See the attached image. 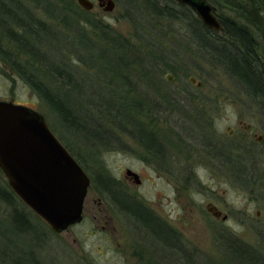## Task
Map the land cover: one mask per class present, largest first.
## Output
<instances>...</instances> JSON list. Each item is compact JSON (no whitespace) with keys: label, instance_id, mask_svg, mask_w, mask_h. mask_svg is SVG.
I'll use <instances>...</instances> for the list:
<instances>
[{"label":"rangeland","instance_id":"rangeland-1","mask_svg":"<svg viewBox=\"0 0 264 264\" xmlns=\"http://www.w3.org/2000/svg\"><path fill=\"white\" fill-rule=\"evenodd\" d=\"M91 1L94 9L79 20L78 39L65 29L62 20L57 22L44 13L48 11L44 8H64L71 16L69 22L78 20L67 9L70 6L76 14L83 10L76 0H24L31 12L54 24L53 30L59 28L70 34L69 40L75 44L80 40L84 44L72 51L58 50L57 44L51 48V53L57 52V59L72 69L71 85L75 87L71 100L74 94L72 104L83 129L63 124L0 57V100L32 108L44 116L48 127L90 178L82 222L57 234L44 229L40 220L11 193L0 171V193L11 198L10 203L0 196V241L7 238L13 246L29 249L41 264H138V252L147 261L154 260V264H236L223 243L233 241L264 250L260 184L257 178L230 172L229 161L220 151L229 143H245L240 123L251 126V143L255 142L253 134L263 135L260 113L213 61L194 55L196 49L189 42L185 22L158 21L145 9L126 4L125 0H114L115 9L106 13L97 0ZM173 4L180 9L181 3ZM209 4L216 17L235 15ZM138 34L146 38L142 43ZM155 48L167 54L170 65L178 61L186 67L188 77L200 82L199 90L182 76L181 70L170 73L172 81L166 80L163 66H155L148 55L152 49L155 53ZM65 80L62 75L48 79L59 89L71 87ZM187 88L200 100L185 101L176 107L173 97L182 96ZM107 97L123 108L119 104L112 108L110 102L108 106L102 101ZM59 98L66 102L64 94ZM171 109L178 115H171ZM123 111L126 116L122 121ZM155 113L162 124L156 122L154 129L161 126L157 132H162L163 143H167L163 149L166 167L161 172L156 170V157L146 153L139 140L131 138V129L146 131V126L137 120L157 118ZM230 132L234 136L229 138ZM261 148L256 147L258 152L264 150ZM255 158L259 170L264 171V160ZM127 169L141 176L140 186L125 177ZM103 182L112 191L129 200L136 197L144 207H150L175 230L178 239L170 238V245H159L140 221L118 207L102 187ZM207 202L217 207L226 221L210 215L205 208ZM20 215H25L27 224ZM175 241L179 243L175 245Z\"/></svg>","mask_w":264,"mask_h":264},{"label":"trees","instance_id":"trees-1","mask_svg":"<svg viewBox=\"0 0 264 264\" xmlns=\"http://www.w3.org/2000/svg\"><path fill=\"white\" fill-rule=\"evenodd\" d=\"M174 1L176 0H125V3L145 9L153 19L156 18L158 21L168 19L170 21L179 20L185 22L188 27L189 42L196 49L194 55L207 60V62L213 61L214 63L212 64L216 65L219 70L223 71L224 75L232 79L234 84L248 98L252 106L260 113L259 115H261L264 122V0H204L215 7L224 8L235 14L232 18H226L223 15L222 17L217 16V19L222 24L220 34H218L219 32L214 33L208 28L206 29L186 5L179 4L180 9L173 7ZM24 4V0H0V57L5 65H9L15 74L29 85L32 92L42 100L51 113L61 120L63 124L72 128L75 126L83 129L84 125L81 126L79 124V115L75 110L74 104H72L75 98L74 94V98L71 100L72 89L75 87L73 84L71 85L73 81L72 69L70 71L62 59H57L58 53H51V48L57 44L55 48L58 50L60 48H69L72 51L84 46L81 40L77 41L78 44H75L74 41L69 40L68 36L72 32L73 36L75 35L79 39V20L85 19H82L83 15L89 12L79 10L76 14L75 10L68 6V12L77 15L78 19H72V22H69L68 17L71 19V16L67 15L64 8H57L56 10L44 8V10H48L47 12L44 11V13L49 18L53 16V19H56L57 22L62 20L61 24L70 32L67 35L66 32L64 33L59 28L53 30L54 24L52 22L40 19L34 11L31 12ZM38 8L41 7L38 6ZM152 26L154 25L152 24ZM137 37H139L141 43L146 39L141 34H138ZM155 49V53H153V49L148 53L151 63L154 62L155 66L162 65V70L167 74L177 73L181 70L183 71L182 76L189 81V78L186 77L190 76V72L187 71L186 67L178 64V61H174V64L170 65L167 54L157 48ZM60 75L65 76V81L71 87L59 89L53 82L48 81L51 76L57 78ZM158 76L160 77V74ZM156 81L159 82L158 80ZM190 90L191 88H187L182 96L176 95L173 97L176 107L177 105L179 107L185 101L200 100ZM60 92L64 94L66 102L60 100ZM102 101L104 103L110 102L112 108L119 104L111 97L109 99L108 97L106 99L103 98ZM107 105L109 106L108 103ZM120 106L122 109L123 105L119 104L118 107ZM170 111H172L171 115H178L176 110L171 109ZM125 116L124 113L121 118L122 121ZM224 146L226 148L220 151L223 152V157L229 161L227 169L239 177L242 176L244 178V175H247L254 177V179L257 178L256 181L260 184L259 188L262 192L261 200L264 202V171L259 170L257 162H254L256 156L264 160V150L258 152L256 149V147L264 149V142L259 144L251 143L246 139L244 144L229 143ZM102 187L106 189L108 194L110 193L111 198L116 201L118 207L134 217L136 221H140L152 238L158 240V243L160 242L163 246L170 245V238H177L175 232L168 234L160 222L145 220L142 217L141 208L131 198L129 200L120 192L112 191L113 188L105 182H103ZM0 196L3 199H9L11 203V198L7 194L0 193ZM128 204H130V207H127ZM13 214L18 213L14 211ZM32 215L34 214L32 213ZM20 216L27 224L28 219L25 215ZM40 223L44 226V229L46 227L49 229L41 221ZM49 231L51 232L50 229ZM3 236L6 237L7 234L4 232ZM262 239L264 248V236H262ZM177 243L179 241H175V245ZM225 245L227 252L236 264H264V250L252 249L233 241L228 242V245L223 243L222 246ZM0 264L41 263L37 255H33L29 249H25L21 245L13 246L7 241V238H4V240L0 241Z\"/></svg>","mask_w":264,"mask_h":264},{"label":"water","instance_id":"water-1","mask_svg":"<svg viewBox=\"0 0 264 264\" xmlns=\"http://www.w3.org/2000/svg\"><path fill=\"white\" fill-rule=\"evenodd\" d=\"M186 5L203 26L214 33L222 30L213 8L204 0H176ZM84 11L94 9L91 0H76ZM104 12L115 9L114 0H97ZM189 82L201 85L194 77ZM165 79L172 81L170 74ZM250 125H247L248 127ZM231 133V132H230ZM0 171L8 182L11 193L23 203L52 233H61L82 222V208L90 178L74 159L67 147L32 108L0 100ZM125 177H138L126 171ZM138 183V182H137ZM206 211L215 219L227 217L211 204Z\"/></svg>","mask_w":264,"mask_h":264},{"label":"flooded vegetation","instance_id":"flooded-vegetation-1","mask_svg":"<svg viewBox=\"0 0 264 264\" xmlns=\"http://www.w3.org/2000/svg\"><path fill=\"white\" fill-rule=\"evenodd\" d=\"M191 85L193 87H195L197 90H199V88H197L195 85H193L191 83ZM157 118H151V117H148L149 119L148 120H137L139 121V123L143 124L144 126H146V131L140 129V128H137V131L131 129L132 131V135H131V138L132 139H137V141L139 140V142L142 144V146H144L145 150H146V153L148 154H151V155H154L156 157V161H155V164L156 165V170L161 172V171H164L163 169H165L166 167V164H165V158H164V153H163V149H164V144H167V143H163V139L161 138L162 136V132L161 133H158L157 131L161 128V126L159 127V129L155 130L154 129V124H156V122H159V124L161 125L162 122H160L161 120V117L158 115V113H155ZM159 118V119H158ZM128 121H130V119H128ZM135 122V120H134ZM136 123V122H135ZM137 124V123H136ZM138 125V124H137ZM241 125V129L243 131V135H245L244 137L246 139L250 138L249 135L252 131V128L251 126H242V123H240ZM147 132V133H146ZM146 133V134H145ZM137 136H136V135ZM247 135V137H246ZM233 132L229 133L228 134V137H233ZM253 138L255 139V142L254 143H262V140L264 139V134L263 135H259L257 137L256 133L253 134ZM250 140V139H248ZM147 154V156H148ZM130 171H132L131 169H129ZM128 169L125 170V173L126 171H129ZM137 177V182L134 178V176L130 175L128 177V180H132V182L134 183L135 186H140L141 184V176L138 175V173L132 171ZM86 198V197H85ZM132 201L139 205V207L141 208L140 211L143 213V218H145V220H148V221H158L160 222L161 226H164L163 229L168 233V234H172L174 233V229L173 228H170L168 225V223L165 221V220H161L159 217H157L153 211L150 209V207H144V205L142 203L139 202V200H137L136 197H131ZM85 200V199H84ZM86 201V200H85ZM85 201H84V204H85ZM84 204H83V208H84ZM207 204H210L209 202H207ZM206 205V204H205ZM214 206V205H213ZM215 207V206H214ZM83 208H82V211H83ZM84 212V211H83ZM223 222V221H222ZM136 242V241H135ZM133 242V243H135ZM133 251H135L133 249ZM135 254V252H134ZM138 258L136 261H138V264H154V260L153 262H149L146 260V258L144 259V257H142L141 254H135Z\"/></svg>","mask_w":264,"mask_h":264}]
</instances>
